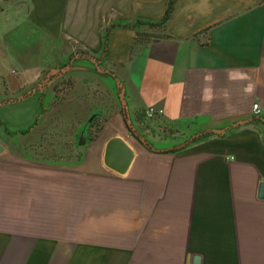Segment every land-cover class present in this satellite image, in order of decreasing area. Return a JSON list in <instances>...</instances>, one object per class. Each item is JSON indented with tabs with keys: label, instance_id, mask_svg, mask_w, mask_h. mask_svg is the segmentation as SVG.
<instances>
[{
	"label": "crops",
	"instance_id": "0c3cea01",
	"mask_svg": "<svg viewBox=\"0 0 264 264\" xmlns=\"http://www.w3.org/2000/svg\"><path fill=\"white\" fill-rule=\"evenodd\" d=\"M6 1L15 11L0 29V264H264V0H180L168 36L133 55L136 29L111 28L104 54L106 28L160 19L169 0ZM69 41L96 59L81 62L82 80L47 83L70 62ZM6 63L21 73L6 75ZM75 93L89 143L75 140L76 160H55L46 143L61 141ZM150 106L164 115L147 119ZM12 108L21 115L6 116ZM128 123L143 136L214 134L172 152L185 142L150 148ZM115 136L136 152L125 174L104 162Z\"/></svg>",
	"mask_w": 264,
	"mask_h": 264
},
{
	"label": "rangeland",
	"instance_id": "374dc122",
	"mask_svg": "<svg viewBox=\"0 0 264 264\" xmlns=\"http://www.w3.org/2000/svg\"><path fill=\"white\" fill-rule=\"evenodd\" d=\"M14 11L15 10H13V4L12 3L7 2L6 0H0V29L2 27L6 28L8 25L12 27V24H13L12 15H13ZM77 46L78 45L75 41H69L70 57H71V55H74L75 53H77V49H78ZM66 59L67 58H65V60L62 61L61 65L56 66V67L61 69L60 73H59L60 76H62L63 78H65V76H69V77H66V78H69V80H72L71 79L72 77H74L73 80H76L75 77L81 79L82 76L86 75L84 73H79V67L80 66H86V65H80L81 62L85 61L86 64L92 63V61L89 59L79 58L71 65V62L68 63V61ZM46 61L48 62V58L46 59ZM46 61H45V63H47ZM69 61H70V58H69ZM6 67H7L6 68V75L11 74L14 76H18L17 74L21 73V70L17 66H14V65L11 66V65L6 63ZM53 72H54V74L57 73L56 70H54ZM92 72L94 74H96L97 76H100V78L102 80H105L110 84H114V82H115L114 77L105 71L94 69ZM33 75L34 74H33V70H32V81L34 79ZM27 77L31 78L30 72H28ZM44 80L47 81L46 79H44ZM52 81H53V79L49 78V82H52ZM69 83H70V81H69ZM69 83L68 82L66 83V81H65L61 85L62 89L63 88H65V89L70 88ZM40 87H43V82H40ZM75 95H76V97L74 98L75 103L70 107V115L67 118L63 119V122L64 123L67 122L68 124H67L66 132H63V137H62L61 141H60V139L59 140L57 139L56 135H53L51 138H49L47 140L46 144L49 148H58V150H59L58 152H56V151L47 152V156L52 158V159L61 160V158H63V160H68V159L69 160H76L80 156V151H79V149H77V147L75 145V140H76V135H77L79 129H81L84 126V122H81L82 120H80L78 113L83 108H85V106L83 107L84 104L82 105L81 102L77 101V99L79 100V98L77 97L76 93H75ZM19 111H22V109L17 110L16 108H12V109L5 110L6 116L10 115L9 117H17V115H21V112H19ZM1 118H2V116H1ZM2 119L4 120V118H2ZM6 126L9 128V131H10L12 125L9 123V124H6ZM164 133H161V131H158V130H155V131L151 130L144 137H145V140H147V142L152 147H157V148L172 146L174 143L183 144L186 141V139L189 137V134L188 135H178V134L173 135L172 134L173 131L171 132L167 128L164 129ZM94 135H95L94 132H92L90 134L91 137ZM28 148H29V151L32 153V149H30V148H32V146H28Z\"/></svg>",
	"mask_w": 264,
	"mask_h": 264
},
{
	"label": "trees",
	"instance_id": "16d2710c",
	"mask_svg": "<svg viewBox=\"0 0 264 264\" xmlns=\"http://www.w3.org/2000/svg\"><path fill=\"white\" fill-rule=\"evenodd\" d=\"M180 0H169L168 5H167V9L165 14L157 20H150V19H142V18H138V19H134L132 21H126V22H117L112 24L111 26L107 27L105 32H104V54L106 53V49H107V45H108V38H109V33L111 28L114 27H133L134 29H136V35L133 39L132 42V47H131V54L133 55L135 52L138 51L139 48L146 46L147 44H149L151 41H155L159 38H163V37H167V28L169 26V23L176 11V9L178 8ZM78 57L79 58H88V59H96V57L94 55H92L89 51L87 50H82L79 49L77 51ZM75 57V54L70 58V61ZM98 60V59H97ZM99 66H102L101 63L99 64ZM60 68H57L56 71L57 73L54 74V72L52 73V75L50 76V79H54L55 77L60 76ZM47 83H50L49 81ZM59 85V84H58ZM69 85H71V82L69 83ZM55 89H57V87H55ZM99 117H97L93 122L92 125L97 122ZM1 121V120H0ZM100 125V124H99ZM128 126L130 127L131 130H133V133H136V135L138 136V138L141 141H144V143L152 148V146L147 142V140H145V135H140L135 129H133V127H131V125ZM6 129L9 131V129L6 127ZM100 130V126L97 128V132ZM30 131V128L22 133H28ZM171 132L173 130H170ZM9 133H11L9 131ZM214 134L213 130L207 131V132H199V133H192L189 135V137L186 139L185 143L179 147H175L173 149H171L170 151H179L182 149L187 148L189 145H191L192 143L198 141L201 138L207 137L209 135ZM96 137V134L94 136H92L91 139H94Z\"/></svg>",
	"mask_w": 264,
	"mask_h": 264
},
{
	"label": "water",
	"instance_id": "95a60500",
	"mask_svg": "<svg viewBox=\"0 0 264 264\" xmlns=\"http://www.w3.org/2000/svg\"><path fill=\"white\" fill-rule=\"evenodd\" d=\"M72 61H74V59H72ZM94 117L95 114L89 119V121H91ZM131 132H133V130ZM76 141L78 142V144L86 145L89 143V137L86 133L80 131L76 136ZM5 151V144L0 141V154ZM135 155V150L128 144V142L124 138L115 136L108 141L104 162L109 169L119 174H125L132 164ZM260 195L264 197V182L261 185ZM196 261L197 264H199L200 258L196 257Z\"/></svg>",
	"mask_w": 264,
	"mask_h": 264
},
{
	"label": "built area",
	"instance_id": "2783aa9c",
	"mask_svg": "<svg viewBox=\"0 0 264 264\" xmlns=\"http://www.w3.org/2000/svg\"><path fill=\"white\" fill-rule=\"evenodd\" d=\"M253 111L255 115H259L261 113V107L258 103L253 105ZM165 111L163 108H159L156 106H150L145 110V116L147 119L151 120L158 116L164 115Z\"/></svg>",
	"mask_w": 264,
	"mask_h": 264
},
{
	"label": "flooded vegetation",
	"instance_id": "af4514ba",
	"mask_svg": "<svg viewBox=\"0 0 264 264\" xmlns=\"http://www.w3.org/2000/svg\"><path fill=\"white\" fill-rule=\"evenodd\" d=\"M73 59H74V58H73ZM71 61H72V60H71ZM71 61H70V62H71Z\"/></svg>",
	"mask_w": 264,
	"mask_h": 264
}]
</instances>
